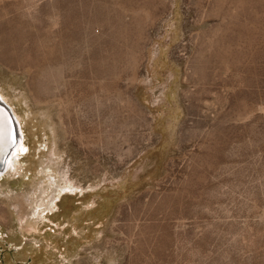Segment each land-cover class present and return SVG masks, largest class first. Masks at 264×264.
<instances>
[{
	"label": "rangeland",
	"instance_id": "rangeland-1",
	"mask_svg": "<svg viewBox=\"0 0 264 264\" xmlns=\"http://www.w3.org/2000/svg\"><path fill=\"white\" fill-rule=\"evenodd\" d=\"M0 97V264H264V0H0Z\"/></svg>",
	"mask_w": 264,
	"mask_h": 264
},
{
	"label": "bare ground",
	"instance_id": "bare-ground-1",
	"mask_svg": "<svg viewBox=\"0 0 264 264\" xmlns=\"http://www.w3.org/2000/svg\"><path fill=\"white\" fill-rule=\"evenodd\" d=\"M3 98H4V96H3ZM3 98L0 97V119L5 117V119L7 120V124L9 125V128L4 133H0V150H2V148L6 144V143L3 144L4 140H9L10 143L8 142L9 146H8L7 154L4 157V163L6 165L10 156L14 152L16 153L17 150L19 149V147H21L22 138L19 137L18 132H17L18 130H20L19 122H18L12 108L9 106V104H7V102L3 101L4 100ZM8 125H6V126L8 127ZM21 135H22V133H21ZM0 159H1V157H0ZM2 161L3 160H0V164L2 163Z\"/></svg>",
	"mask_w": 264,
	"mask_h": 264
},
{
	"label": "water",
	"instance_id": "water-1",
	"mask_svg": "<svg viewBox=\"0 0 264 264\" xmlns=\"http://www.w3.org/2000/svg\"><path fill=\"white\" fill-rule=\"evenodd\" d=\"M4 142L6 144L4 145V147L2 148V150H0V157H1L0 160L4 159V156L7 154V150H8V146H9L8 142L10 143L9 140H4Z\"/></svg>",
	"mask_w": 264,
	"mask_h": 264
}]
</instances>
